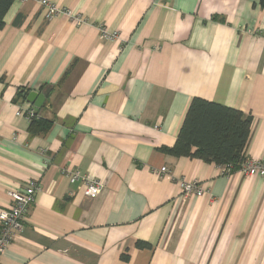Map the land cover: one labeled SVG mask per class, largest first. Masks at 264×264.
<instances>
[{"label": "crops", "instance_id": "crops-1", "mask_svg": "<svg viewBox=\"0 0 264 264\" xmlns=\"http://www.w3.org/2000/svg\"><path fill=\"white\" fill-rule=\"evenodd\" d=\"M49 1L71 16L16 0L0 29V211L39 186L0 264H264V178L160 150L200 97L251 115L246 157L264 160L260 0Z\"/></svg>", "mask_w": 264, "mask_h": 264}, {"label": "trees", "instance_id": "trees-1", "mask_svg": "<svg viewBox=\"0 0 264 264\" xmlns=\"http://www.w3.org/2000/svg\"><path fill=\"white\" fill-rule=\"evenodd\" d=\"M16 0H0V29L5 16ZM264 6V0H260ZM21 96H27L23 91ZM253 117L238 109L200 97L192 99L183 126L173 147L160 150L174 157L200 159L219 167H228L230 174L239 171L246 161V150L251 137ZM51 123L31 119V131H46Z\"/></svg>", "mask_w": 264, "mask_h": 264}, {"label": "built area", "instance_id": "built-area-1", "mask_svg": "<svg viewBox=\"0 0 264 264\" xmlns=\"http://www.w3.org/2000/svg\"><path fill=\"white\" fill-rule=\"evenodd\" d=\"M21 3H25L29 0H19ZM40 3L47 9L46 19L51 20L60 14H66L71 16V12L65 8H60L49 0H40ZM77 23L82 22L81 18L74 19ZM103 38L113 40L116 38L115 33H109L102 28ZM19 116H25L28 119L37 118L36 109L34 107L24 108L19 105ZM161 172H168L167 168H162ZM239 172L248 177H261L264 178V160H256L248 158L242 164ZM222 173L229 175L230 170L228 167H222ZM66 175L74 181H79L85 186V195L89 198H97L103 189L102 183L99 180L90 179L82 175L79 171H67ZM181 189L185 197H191L196 195L198 197L204 196L205 192L201 188L198 181H185L180 180ZM39 190V186L31 182L22 193H11L13 204L9 210L0 211V259L3 257L8 246L13 241L15 235L21 232L24 228V221L29 213V210L35 202L36 194Z\"/></svg>", "mask_w": 264, "mask_h": 264}, {"label": "water", "instance_id": "water-1", "mask_svg": "<svg viewBox=\"0 0 264 264\" xmlns=\"http://www.w3.org/2000/svg\"><path fill=\"white\" fill-rule=\"evenodd\" d=\"M48 93H40V92H35L32 91L28 94L27 96V101L31 104H33V106L37 109L42 108L45 99L47 98Z\"/></svg>", "mask_w": 264, "mask_h": 264}]
</instances>
